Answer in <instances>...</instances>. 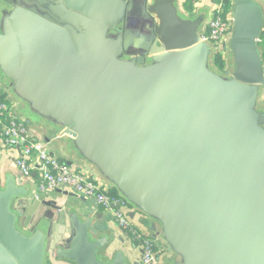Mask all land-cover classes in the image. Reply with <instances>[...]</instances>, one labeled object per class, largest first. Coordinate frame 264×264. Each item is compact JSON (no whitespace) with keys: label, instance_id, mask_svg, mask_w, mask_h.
Wrapping results in <instances>:
<instances>
[{"label":"water","instance_id":"obj_1","mask_svg":"<svg viewBox=\"0 0 264 264\" xmlns=\"http://www.w3.org/2000/svg\"><path fill=\"white\" fill-rule=\"evenodd\" d=\"M233 1L222 72L206 10L189 16L178 0H0L7 88L156 222L178 264H264V14ZM28 192L0 178V264H47L49 250L129 264L121 250L102 258L109 236L68 204L44 200L51 212L24 229Z\"/></svg>","mask_w":264,"mask_h":264},{"label":"crops","instance_id":"obj_2","mask_svg":"<svg viewBox=\"0 0 264 264\" xmlns=\"http://www.w3.org/2000/svg\"><path fill=\"white\" fill-rule=\"evenodd\" d=\"M188 0H178L179 7L182 12L189 16H196L201 10H206L207 16L204 21L201 33H205L209 20L213 15L215 3L219 0H200L194 3L192 10L187 7ZM263 9L264 14V0H256ZM233 0L226 2L231 8H233ZM264 29V28H263ZM263 31V30H262ZM262 33V32H261ZM261 36V35H260ZM261 41V39H260ZM259 41V43H260ZM260 46V45H259ZM220 49V48H218ZM223 49V48H222ZM217 50V49H216ZM214 49V53L216 51ZM214 53L212 56V64H214ZM225 58L227 60L226 69L222 72H229L233 69V57L230 50L225 51ZM220 70V69H218ZM221 71V70H220ZM264 89V88H263ZM0 94L3 99H6L14 108L16 114L25 121L27 124V133L29 137L42 140L48 151L57 155L62 160L66 161L75 169H86L97 173L102 179L103 176L89 163L87 160L79 156L78 154L67 150L64 146L66 141L58 136L52 128L45 122L30 119L24 111L23 102L18 99L6 86L4 80L0 77ZM260 106L264 107V93H261ZM0 123V129L2 128ZM18 156V150L12 147L6 146L0 136V178L4 183L7 176L16 178L18 185L26 186L29 189L28 195L22 205L26 207L25 214L20 218V225L24 229H30L34 227L39 216L44 212H51L49 209L52 207L46 203V201L56 200L61 206L70 205L73 210H78L82 216L94 217V230L93 236L106 234L109 236L107 243V249L103 248L100 251L102 258L111 259L115 252L123 251L129 264H141V244L139 241L134 240L131 234L122 229L116 219L113 210L104 208L99 204L96 197L86 196L82 193H77L69 187L60 186L55 189H49L46 191L38 190V177L34 172L31 177L25 178L22 176L19 167L16 164V158ZM104 181L107 184L108 190L113 191L115 189L106 179ZM116 190V189H115ZM32 200V201H31ZM29 201H31L29 203ZM127 215L132 223L145 234L154 237L158 245V260L160 264H178L179 258L168 246L165 240L153 231L152 227L156 222L142 213L134 206H130L127 209ZM157 226V225H156ZM47 264H76L72 260H66L56 257L55 251L49 250L47 254Z\"/></svg>","mask_w":264,"mask_h":264},{"label":"built area","instance_id":"obj_3","mask_svg":"<svg viewBox=\"0 0 264 264\" xmlns=\"http://www.w3.org/2000/svg\"><path fill=\"white\" fill-rule=\"evenodd\" d=\"M198 2L200 0H192ZM233 27V8L225 0L215 3L207 32L202 37L213 48L229 50ZM0 136L6 146L18 150L16 164L23 177H38V190L46 191L66 186L86 196H94L101 206L113 210L118 225L127 230L134 240L141 244V264H160L157 243L139 230L129 219L127 209L130 203L119 193L108 190L107 184L97 173L86 169H75L57 155L48 151L42 140L29 137L27 124L16 114L12 105L0 94Z\"/></svg>","mask_w":264,"mask_h":264},{"label":"trees","instance_id":"obj_4","mask_svg":"<svg viewBox=\"0 0 264 264\" xmlns=\"http://www.w3.org/2000/svg\"><path fill=\"white\" fill-rule=\"evenodd\" d=\"M225 1L228 2L229 0H225ZM187 7L190 10H192L195 7L192 0L187 1ZM204 32H207V28H206V30H204ZM260 39H261V41H260L259 45H260V48L262 50V55H263V59H264V29L261 33ZM224 53H225V50L222 48L216 50L214 53V64L221 71H224L226 69V66H227V60L225 58ZM113 192L117 193V191L115 189H113Z\"/></svg>","mask_w":264,"mask_h":264},{"label":"rangeland","instance_id":"obj_5","mask_svg":"<svg viewBox=\"0 0 264 264\" xmlns=\"http://www.w3.org/2000/svg\"><path fill=\"white\" fill-rule=\"evenodd\" d=\"M262 92L264 93V89L262 90Z\"/></svg>","mask_w":264,"mask_h":264},{"label":"bare ground","instance_id":"obj_6","mask_svg":"<svg viewBox=\"0 0 264 264\" xmlns=\"http://www.w3.org/2000/svg\"><path fill=\"white\" fill-rule=\"evenodd\" d=\"M118 193V192H117Z\"/></svg>","mask_w":264,"mask_h":264}]
</instances>
